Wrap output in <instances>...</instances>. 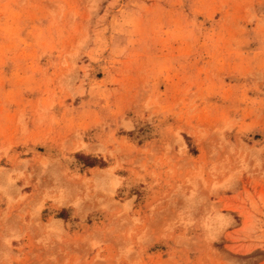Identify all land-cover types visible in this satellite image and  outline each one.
<instances>
[{
  "label": "rangeland",
  "instance_id": "374dc122",
  "mask_svg": "<svg viewBox=\"0 0 264 264\" xmlns=\"http://www.w3.org/2000/svg\"><path fill=\"white\" fill-rule=\"evenodd\" d=\"M0 264H264V0H0Z\"/></svg>",
  "mask_w": 264,
  "mask_h": 264
},
{
  "label": "trees",
  "instance_id": "16d2710c",
  "mask_svg": "<svg viewBox=\"0 0 264 264\" xmlns=\"http://www.w3.org/2000/svg\"><path fill=\"white\" fill-rule=\"evenodd\" d=\"M91 166H94V165L91 164Z\"/></svg>",
  "mask_w": 264,
  "mask_h": 264
}]
</instances>
